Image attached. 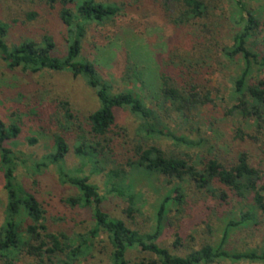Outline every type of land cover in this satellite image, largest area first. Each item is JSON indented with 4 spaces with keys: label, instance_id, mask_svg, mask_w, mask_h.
Segmentation results:
<instances>
[{
    "label": "trees",
    "instance_id": "trees-1",
    "mask_svg": "<svg viewBox=\"0 0 264 264\" xmlns=\"http://www.w3.org/2000/svg\"><path fill=\"white\" fill-rule=\"evenodd\" d=\"M40 1L58 8V19L65 29L64 55H54L55 42L46 36L40 42L26 40L10 47L5 40L8 26L0 23V59L8 69L68 73L82 78L94 92L98 108L84 120H80L66 103H59L58 131L51 136V150L36 165L38 169L56 168L60 184L76 191L66 203L89 209L93 226L87 235L71 237L45 225L41 204L16 181L15 157L6 145L18 137L20 129L0 121V171L5 192L0 264H18L24 257L38 264H74L90 255L93 240L100 234L105 235L110 247L108 264H264V241L253 249L229 247L233 233L255 228L264 217V187L259 186L264 179V169L252 166L245 151H238L232 162L225 164L216 153L203 150L204 139L193 140L166 129L156 111L148 108L132 88L115 91L111 83L99 77L91 62L81 59L82 41L88 28L113 22L122 8L128 6L126 2L120 5L99 0ZM129 1L142 7L148 4L160 7L174 26L193 31L186 43L175 46L162 61L155 107L180 123H192L200 110L215 104L214 95L218 91L212 85V77L233 67L225 117L236 119L249 128L246 132L237 127L233 131L234 139L245 142L247 138L261 143L264 137V78L259 75L264 72V37L261 42L258 39L264 30L254 13L246 9L244 0L221 2L225 1L233 10L236 15L233 19L231 16L228 19L222 10L217 13L212 0ZM33 17L34 14L29 15ZM228 24L230 29L223 35ZM121 82L124 86L141 82L135 65L128 64ZM118 109L127 110L139 120L135 138L120 135V139L113 134ZM68 133L75 134L72 149L80 161L79 167L69 171L64 168L69 152L65 139ZM153 139L170 140L176 149L164 151L150 143ZM35 142L28 140L30 145ZM260 150L264 156V143ZM86 167L90 168V175H104L106 194L126 202L124 213L130 219L137 212L135 179L164 178L171 187L154 210L153 229L141 233L106 214L102 210L104 196L85 175ZM185 186L220 204L227 203L231 194L241 208L238 213L222 216L219 237L214 243L202 244L181 256L172 254L157 241L167 226L169 214L173 210L181 212L185 205L188 192ZM173 238V249L182 248L177 233ZM130 251L143 257L130 261L127 259Z\"/></svg>",
    "mask_w": 264,
    "mask_h": 264
},
{
    "label": "rangeland",
    "instance_id": "rangeland-1",
    "mask_svg": "<svg viewBox=\"0 0 264 264\" xmlns=\"http://www.w3.org/2000/svg\"><path fill=\"white\" fill-rule=\"evenodd\" d=\"M103 2L125 3L113 22L104 26H91L82 41L81 59L91 62L99 77L108 81L115 91L125 87L132 88L146 106L156 111L166 129L184 134L188 138L205 140L203 150H211L219 159L229 164L238 151L249 155L252 166L264 169V156L261 153V143H254L245 138V142L234 139L233 131L237 127L249 132L244 124L236 119L225 117L228 105V90L233 67L212 77V85L217 88L214 95L215 104L202 109L192 123H180L173 116H165L158 109L157 96L160 87L159 74L162 61L175 46L187 42L193 35L192 30L176 27L166 18L160 7L152 4L135 5L129 0H99ZM223 0H212V5L222 10L226 17H236L233 10ZM246 9L253 12L259 19L264 30V0H244ZM140 7V8H138ZM58 8H52L40 0H0V23L8 26V36L5 39L8 46L19 45L23 41L40 42L43 37H50L55 42L54 55L61 57L65 53V29L58 16ZM34 14L33 18H29ZM223 17L225 18V16ZM222 33L226 35L228 27ZM263 34L258 41L261 42ZM258 42V44L260 43ZM258 49H262L258 47ZM128 64L135 65L141 74V82L124 86L121 82ZM264 78V72L259 75ZM228 102V103H227ZM59 103H66L79 118L84 120L98 108L94 92L89 89L82 78H74L68 73L39 71L36 73L20 68L8 69L0 59V121L5 125H17L20 134L14 140L6 143L15 157V177L24 190L32 194L44 211L45 225L54 232H64L66 235H87L93 226L89 209L71 207L66 200L76 195V191L59 182L54 166L36 168L42 157L51 150L53 133L58 131ZM115 136L128 135L135 138L139 120L125 109L115 111ZM264 131V130H263ZM65 136L69 152L65 157V170L79 167V159L73 153L74 136ZM117 138V137H115ZM29 139L36 142L28 143ZM164 151L176 149L173 142L167 139H153ZM181 150L180 148H177ZM194 154V153H192ZM89 167L85 175L90 177V183L98 188L104 196L102 210L110 217L122 220L126 225L141 233L150 232L154 226V210L171 185L164 178L135 179L136 211L133 219L124 213L126 202L114 195H107L105 177L103 174L90 175ZM3 179L0 171V226L3 219L5 192L2 189ZM259 186L264 187V179ZM184 188V187H183ZM186 203L181 212L173 210L168 216L166 228L159 236L157 243L168 249L172 254L184 256L191 250L198 249L202 244L214 243L219 237L222 226V216L238 213V201L229 194L227 203H221L209 197H203L193 188L185 186ZM264 195V194H263ZM28 223V222H26ZM177 233L182 248L173 249L174 234ZM264 241V217L255 228H247L231 235L229 247L236 250L253 249ZM110 247L105 235L100 234L93 240V248L85 258L74 264H108ZM143 257L136 251H130L127 259L138 261ZM18 264H38L30 258H21ZM252 264V263H239Z\"/></svg>",
    "mask_w": 264,
    "mask_h": 264
}]
</instances>
